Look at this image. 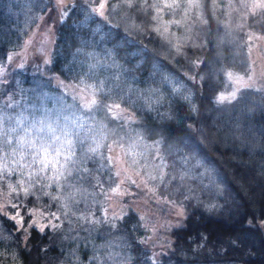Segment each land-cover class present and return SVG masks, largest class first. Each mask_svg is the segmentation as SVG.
<instances>
[{
  "label": "trees",
  "instance_id": "1",
  "mask_svg": "<svg viewBox=\"0 0 264 264\" xmlns=\"http://www.w3.org/2000/svg\"><path fill=\"white\" fill-rule=\"evenodd\" d=\"M99 2L66 6L49 62L15 66L11 54L54 1L0 0V112L82 108L104 136L98 151L88 152L97 143L81 130L89 138L75 143L76 167L60 187L41 180L32 194L18 196L8 185L26 177L0 174L2 252L17 264H264V88L245 85L235 98L225 95L234 84L229 73L249 74L250 43L264 37V10L251 11L260 0H104L103 17L93 11ZM173 2L180 7L163 8ZM189 3L199 7L189 10ZM95 19L103 29L93 36ZM94 43L107 45L115 63L107 86L90 91L84 77ZM161 74L180 78L189 93L170 92ZM156 89L162 95L151 102L146 94ZM134 132L154 144L150 156L167 162L163 180L150 181L161 215L178 211L161 249L152 247V226L140 212L129 207L111 220L106 211L118 183L112 149L125 147ZM195 163L205 173H193L188 166ZM12 203L20 206L23 230L9 218ZM49 224L56 226L39 231Z\"/></svg>",
  "mask_w": 264,
  "mask_h": 264
},
{
  "label": "rangeland",
  "instance_id": "2",
  "mask_svg": "<svg viewBox=\"0 0 264 264\" xmlns=\"http://www.w3.org/2000/svg\"><path fill=\"white\" fill-rule=\"evenodd\" d=\"M54 4L49 7L45 13H43L39 21L29 31L28 36L25 39L23 46L14 53L11 54L10 59L13 65H44L49 62L54 41L57 34V27L66 16V6L72 3L73 0H53ZM160 2H170V0H160ZM105 5L104 0H101L94 9L101 17L105 14V7L100 9V4ZM103 13L101 15L100 13ZM94 15L89 11L87 12V19L91 20ZM93 36L102 32V24L99 23L98 19H95L93 25ZM99 33V34H100ZM98 37V36H97ZM96 41V40H95ZM97 42V41H96ZM94 49L89 51L90 58L88 60L89 74L85 75L84 81L88 82L89 90H99L102 86L106 87L107 83L113 76V70L110 67L111 64L114 66L113 54L110 53L109 48L105 44L98 46L94 43ZM250 55H251V69L249 74L243 78H238L234 74L229 76L232 80L233 88L225 95L228 98H232L233 94L236 95L238 90L245 85L263 87L264 88V37L259 36L258 39L250 43ZM85 64V61H79V65ZM161 81L164 82L170 92L177 94H188L189 86L182 81L180 78L170 74L159 75ZM130 85V84H129ZM131 87V85H130ZM134 88V87H131ZM162 89H156L150 94H146L151 102H158V95H162ZM84 95V94H83ZM85 96V95H84ZM192 94L190 92V97ZM86 100V99H84ZM54 101V100H53ZM87 101V100H86ZM49 107L45 104L37 106L36 110L32 113L25 112L24 110H12L11 107H6L4 111L0 112V117L8 116L11 117V122L7 121V126L14 127L16 119L20 117H27L28 120L33 118H42L45 113L49 114L50 117L61 118L73 116L81 118L86 128L90 129L93 133L95 143H100L104 136L103 130L99 122L94 118L90 117L83 111L82 108H75L67 110L63 106ZM63 119H60V123H63ZM27 123V121H26ZM19 131V129H18ZM22 134V133H21ZM12 136H15L13 134ZM103 137V138H102ZM12 141L16 144V136L12 138ZM154 149V144L147 140L144 135L139 132H134L125 147L113 148L112 156L115 161L116 170L120 171L121 175L118 177V183L123 181L120 185L118 192L109 191L108 202H107V213L111 220L117 218L121 213L126 211L129 207L141 213L146 217V221L151 224L152 232L150 241L152 247L156 249L164 248L168 242L166 241L165 230L170 225V221L176 219L178 211L168 212L166 216L161 215L157 210L155 201H159L154 197L153 186L150 181L160 182L161 165H164L162 171L165 175L167 162L163 156H150V153ZM27 162V160H26ZM63 163V160H61ZM38 166V165H37ZM3 167V161L0 160V168ZM12 167V165H9ZM193 173H205L207 170L206 166H202L201 169L196 170L197 164L188 166ZM46 173H52L48 171ZM45 173V174H46ZM150 176H155V180L149 179ZM164 177V176H163ZM135 181V184L132 183ZM12 185H15L12 183ZM154 219V221H153ZM0 264H17L16 257L14 254H7L2 252L0 248Z\"/></svg>",
  "mask_w": 264,
  "mask_h": 264
},
{
  "label": "snow or ice",
  "instance_id": "3",
  "mask_svg": "<svg viewBox=\"0 0 264 264\" xmlns=\"http://www.w3.org/2000/svg\"><path fill=\"white\" fill-rule=\"evenodd\" d=\"M99 7L103 9L105 5L101 3ZM127 7H132V4L128 3ZM153 7L156 8L158 14L163 11L162 8L156 7L155 5H153ZM179 7L180 5L175 2L163 6V8H167L170 12ZM193 7L198 8L199 5L189 3L186 6L189 10ZM241 7L248 8L249 5L242 4ZM258 8L264 10V0H260L259 3L251 5L252 13L255 14ZM93 11L95 12L97 10L93 9ZM100 14L103 15L102 12ZM185 15H187V12ZM153 19H157V16H154ZM172 23L179 25L180 21H173ZM164 30L167 31V27H165ZM157 31H159V29H157ZM232 98H235V94H233ZM219 99L223 101L226 97L220 96ZM96 103V100L93 99L86 107L91 109ZM101 107L106 108L110 114L116 116L112 107L107 105H101ZM115 108L119 109L120 105L116 104ZM60 119H63L64 122L60 123ZM5 120L11 122L12 118L8 116L0 117V160L3 161L0 174L11 176L13 172H18L21 176L26 177V180H17L15 185L9 184L8 187L11 192L16 193L18 196L20 194L28 196L32 194V189H34L35 185L40 183L41 180L51 181L55 183L57 187H60L62 178L66 182L67 178L71 176L72 168L76 167L75 143L80 142L81 145H83V141L89 138L88 136H81L80 134L81 130L90 131V129H86L81 118L75 116L72 118H54L50 117L47 113H45L42 118H33L32 120H28L27 117L22 116L16 119L14 127L8 129H5L3 126ZM13 134L16 136L15 146L12 144ZM74 137L75 139H73ZM5 147L8 148L6 152L4 151ZM98 149L99 144L97 143L95 147H89L88 152L94 153L97 152ZM61 160H63V163H61ZM109 160H111V157H109ZM9 165H12V167H9ZM35 165H38V167L34 168L33 166ZM160 167V179L163 180L164 173L162 168L164 165ZM77 170L79 171V169ZM48 171H51L53 175H45ZM84 171L87 170L85 169ZM114 175L119 177L121 173L120 171H116ZM149 179L155 180L156 177L150 176ZM122 183L123 181L117 183L112 191L118 192ZM132 183L135 184V181H132ZM10 207L16 211L15 214L9 218L18 229L23 230L25 227V219L24 216L20 214V206L12 203ZM29 220H31V214H29ZM35 223L36 222L32 220L31 224L28 226H35ZM93 223H96V221H93ZM55 226L56 225L51 224L41 225L39 231L43 232L45 227Z\"/></svg>",
  "mask_w": 264,
  "mask_h": 264
}]
</instances>
